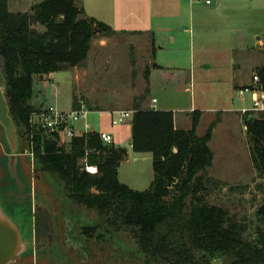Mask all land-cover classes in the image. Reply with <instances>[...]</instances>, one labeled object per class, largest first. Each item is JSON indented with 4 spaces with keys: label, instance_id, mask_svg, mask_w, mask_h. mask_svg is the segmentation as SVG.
Returning a JSON list of instances; mask_svg holds the SVG:
<instances>
[{
    "label": "trees",
    "instance_id": "1",
    "mask_svg": "<svg viewBox=\"0 0 264 264\" xmlns=\"http://www.w3.org/2000/svg\"><path fill=\"white\" fill-rule=\"evenodd\" d=\"M114 32L85 15L75 0H35L29 11L17 12L0 0L4 91L19 139L22 132L37 169L54 176L69 201L96 212L97 221L83 232L126 230L146 264H216V259L222 264H264V195L253 218L238 219L199 194L220 183L206 172L213 159L208 142L218 118L197 135L199 110L190 112L189 129H178L171 110L141 108L145 94L137 96L131 146L135 152H150L153 168L149 187L141 191L118 180L123 153L105 144L99 132L59 144L57 134L29 126V115L38 108L31 104L33 76L82 66L91 40ZM256 72L264 80V65ZM242 120L250 160L263 181L256 187L264 194V112H246ZM83 159L96 167L94 173L84 169Z\"/></svg>",
    "mask_w": 264,
    "mask_h": 264
},
{
    "label": "rangeland",
    "instance_id": "2",
    "mask_svg": "<svg viewBox=\"0 0 264 264\" xmlns=\"http://www.w3.org/2000/svg\"><path fill=\"white\" fill-rule=\"evenodd\" d=\"M34 3L35 0H7L8 9L12 12L29 11ZM75 4L82 7L81 0H75ZM250 15H253V10L249 9L242 15L240 24L246 32H242L244 37L241 41L249 51H254V38L252 32H249L252 30ZM211 22L205 21L203 26H199L198 21L194 20L191 27L194 32L192 42L189 39L190 25L187 19L153 22V26L167 24L172 32H178L180 26H184V37L182 36L180 45L187 52L191 48L193 61L191 66L187 63L181 69L154 70L148 77L147 95L149 98L156 97V107L190 110L193 106L192 109L205 110L196 129L199 135L204 133L210 122L218 118L221 124L215 129L209 143L213 159L206 172L220 183L200 190L199 194L204 201L227 209L238 219H250L254 217L264 194L256 187L263 181L257 177L250 160L242 114L234 110L211 112V109L250 107L249 95L239 97L237 88L248 83L258 67L249 62L242 63L241 58L245 54L229 50L231 45L233 48L237 46L234 35L238 32H232L228 37L220 34L221 30L214 27L215 22ZM34 27L40 29L36 24ZM200 28L204 32H198ZM156 29L158 30L155 32H169L162 28ZM261 33L264 35V32ZM99 37L91 40L85 60L86 74L79 86L83 88L84 95H79L81 90L75 87L70 68L55 71L50 78L43 80L39 75H34L31 98L34 107H38L36 104L39 103L43 106L53 105L60 110H70L76 90L80 99L78 107L84 105L88 110L89 105L95 107L109 104L121 109L129 105V94L137 93L144 84L142 69L137 68V65H141L138 62L142 56L141 49L134 45L135 39L129 36L112 37L103 43ZM127 57L134 65H128ZM92 63L94 67L91 69ZM237 63L240 65L237 66ZM0 83L4 88L1 66ZM91 93H95L93 97L98 96L96 100L87 97ZM189 117L191 119L190 113ZM86 120L91 128L112 130L121 145L128 146V119L124 123L112 125L108 113L89 111ZM20 136L17 170L29 187L31 206L32 194H35V202L46 204L53 212L55 223L58 224V241L51 252H28L12 264H146L145 257L138 251L134 239L126 230H114L103 235L101 230H96L91 235L83 232L84 226H92L97 221L96 212L69 201L54 176L37 169L35 158L30 153L22 132ZM62 140L58 139V143H64ZM6 155L7 145L0 128V199L13 218L28 219V205L15 201L16 191L7 174ZM135 156L132 152L127 156L123 154L122 162L119 163L121 179L124 168L136 165L138 159ZM147 168L151 172L150 161L143 163L139 169L146 172ZM132 171L136 175L134 168ZM214 262L222 264L217 259Z\"/></svg>",
    "mask_w": 264,
    "mask_h": 264
},
{
    "label": "crops",
    "instance_id": "3",
    "mask_svg": "<svg viewBox=\"0 0 264 264\" xmlns=\"http://www.w3.org/2000/svg\"><path fill=\"white\" fill-rule=\"evenodd\" d=\"M81 3L84 13L87 16L94 17L97 20L105 22L115 31L111 36H100L99 38H101V40H99L102 43L106 39L123 35L134 38V45H138V48L141 49L140 55L142 56L138 61L139 63H141V65H137V68L142 69L144 84L137 93L129 94V105L123 107L122 109L120 107L111 106L109 104L95 105V107H93V105H89L88 112L96 111L101 113H108L110 115V122L115 114L114 111L133 110L134 106L137 104L136 97L142 94H145V96L140 100L138 106L141 108H150L152 102L151 100L153 98L156 99V97L149 98V96L147 95L149 89L148 77L154 70L174 68L181 69L184 68L185 64L187 63L190 66L192 64L193 58L191 48H189V52H187L180 45L181 39H183L184 37L182 35L184 34V26L181 25L178 32H172V30L170 29L171 27L167 26V24L161 25V23L153 26V22H167L171 19L175 21H182L187 19L190 25V42H192L194 33L191 29V27L194 25V20H196V22L198 21L199 26H203V22L205 21L215 22L214 27L221 30V32H219L220 34L230 37V34H232V32H238L236 35H234V38L237 39L238 44L234 48L233 45H231L229 47V50H235L237 52L245 54L241 58L242 63L243 61L244 63L249 62L251 64H254L255 67H261L264 65V35H262L263 33H261L264 32V0H210V3H205V0H81ZM246 9L253 10V15H250L249 18V22L252 24L250 26L252 30L249 32H252V36L254 38V51H249L248 47L244 46L241 41L244 37L242 32L246 31L243 30L240 22L242 21V15L246 11ZM220 21L222 22L221 24L219 23ZM156 28H162V30L169 32H155L156 30H158ZM198 32H204V29L200 28L198 29ZM231 39L233 38L231 37ZM128 59V65L130 66L133 62H131L130 58ZM136 63L137 62H135V65ZM238 65H240V63H237V66ZM85 66L86 64L84 62L82 66H75L73 68H70L71 72L73 73L75 87L81 90V94H79L80 96L84 95V93H82L83 88L81 89L79 88V86L82 85L83 78L86 74L84 72ZM93 67L94 64L91 66V69ZM52 73L39 76V78L42 80L44 78H50ZM245 84L247 83H243L240 86H243ZM186 90H188V87H186ZM94 94L95 93H91V96L87 97L96 100L98 96L93 97L92 95ZM74 100L75 102H77V104L79 103L80 99H78L77 90L73 97L72 108L75 104ZM156 103H158L157 99ZM156 103L155 109L171 110L173 112L174 125L178 129L190 128L191 119L189 117V113L192 110H199L201 112L197 126L199 125L200 119L205 112V110L202 109H192L193 106L190 108V110L189 108L177 109L167 106L156 107ZM36 105H38V107L43 106L39 103ZM231 110L239 112V109L233 108H225L220 110L213 108L211 109V112ZM177 112H179L180 114L176 115ZM183 112H185L186 114H183ZM127 119L129 120V139L127 147L121 145V142L119 141V139H117L115 133L112 130H98L96 128H91L90 123H88V121L86 120V117L84 120L77 123L76 128L79 134H82L86 131L108 132L112 136V144L116 148L120 149L125 156L129 155L130 152L134 153L136 155L135 158L138 159L136 165L123 169V179H121L119 165L117 168V177L121 183L126 184L134 190L141 191L147 189L153 179L152 155L150 152L133 151L131 146V118ZM220 124L221 122L219 121L213 129L212 137L209 140L208 144L214 136L215 129ZM195 131L196 134L199 135L197 133V130ZM62 139L63 142H68L66 138L62 137ZM148 161H150L151 172L148 170V168L146 172L141 171L139 169L140 166L145 162L147 163ZM136 167H138V169H136ZM133 168L134 171L136 170L137 172L136 175L132 171ZM55 229L57 237L58 224L56 223ZM57 241L58 240L56 238V242ZM47 256L46 258H48Z\"/></svg>",
    "mask_w": 264,
    "mask_h": 264
},
{
    "label": "water",
    "instance_id": "4",
    "mask_svg": "<svg viewBox=\"0 0 264 264\" xmlns=\"http://www.w3.org/2000/svg\"><path fill=\"white\" fill-rule=\"evenodd\" d=\"M0 128L7 145L6 168L8 177L12 180L15 188V201L19 202V197H24L25 182L17 170L20 139L18 128L10 114L7 97L3 86L0 83ZM29 193V187H27ZM36 195L32 194V206L28 202V219L13 218L0 199V264H12L21 259L28 252L34 254L40 242H46L47 237L56 231L55 219L50 207L43 203L35 202ZM30 198V196H29ZM43 207L44 223L37 219L36 207ZM25 226L30 229L26 234ZM54 237H51V241Z\"/></svg>",
    "mask_w": 264,
    "mask_h": 264
},
{
    "label": "built area",
    "instance_id": "5",
    "mask_svg": "<svg viewBox=\"0 0 264 264\" xmlns=\"http://www.w3.org/2000/svg\"><path fill=\"white\" fill-rule=\"evenodd\" d=\"M205 3H210V0H205ZM237 94L242 97L248 94L250 98V107H242L239 113L246 112H264V80L255 71L252 73L250 81L237 88ZM151 109H155L156 99L151 100ZM88 109L81 105L78 108H71L70 110H60L53 105L40 106L33 110L28 118V124L31 128H40L47 132H52L58 135L59 139L62 137L70 140L72 137L79 134L76 124L85 119ZM115 115L111 119L112 124H119L124 122L127 118H131V110H116ZM89 132V131H86ZM85 133V132H84ZM100 139L105 144L112 143V136L108 132H99ZM84 161V169L90 173L96 171L95 166L87 165Z\"/></svg>",
    "mask_w": 264,
    "mask_h": 264
},
{
    "label": "flooded vegetation",
    "instance_id": "6",
    "mask_svg": "<svg viewBox=\"0 0 264 264\" xmlns=\"http://www.w3.org/2000/svg\"><path fill=\"white\" fill-rule=\"evenodd\" d=\"M24 197H19V202L22 203V204H27L28 205V202H30V198H29V195L27 193V189L25 187V190H24ZM36 213H37V219L38 221H42L44 223L45 221V218H44V212H43V207L42 205L36 207ZM26 224L23 222V229L25 230L26 234L30 232V229L29 227L27 228L25 226ZM51 237H54L51 241H49L51 239ZM56 231L52 234H50L48 237H47V240L46 242H40L39 245H38V248L36 249V252L38 253H41V252H44V253H49L51 252L52 249L55 248V246L57 245V242H56ZM59 256V255H58Z\"/></svg>",
    "mask_w": 264,
    "mask_h": 264
}]
</instances>
